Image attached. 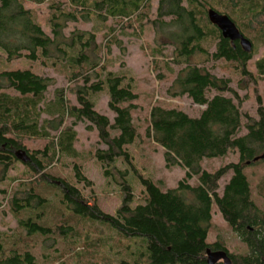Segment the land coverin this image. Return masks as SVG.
Segmentation results:
<instances>
[{
    "label": "trees",
    "instance_id": "1",
    "mask_svg": "<svg viewBox=\"0 0 264 264\" xmlns=\"http://www.w3.org/2000/svg\"><path fill=\"white\" fill-rule=\"evenodd\" d=\"M151 2L0 0V182L14 163L21 162L14 155L16 150L23 149L29 156L28 162H21L27 171L18 177L22 179L19 187L10 196L0 189V195L5 194V204L25 231L22 242L38 235L43 238V249L53 251L52 255L42 253L45 264H100L103 244L80 233L85 223L103 225L137 244L133 255L117 264H209L207 250L225 251L231 264H264V209L252 199L245 173L247 167L264 164V158L254 161L264 153V94L255 97L256 117L250 116L242 111V100L229 86V78L217 77L201 65L222 61L245 89L264 81V54L252 59L259 47L264 49V0H158L156 19L148 23ZM35 6H43L42 17ZM209 10L234 22L249 40V52L237 40L221 36L209 20ZM91 17L105 29L100 42L90 30L74 28L66 33L68 24H86ZM108 19L117 27L107 24ZM144 23L160 35V42L155 39L158 44L150 51L155 56L153 66L159 69L162 63L171 76L169 96L186 95L204 106L195 117L160 103L149 107L145 137L163 149L166 166L184 169L176 187L167 190L137 174L132 166L127 148L139 137L133 117L139 97L136 79L122 67L111 69L108 58L111 46L121 45L117 30L136 27L141 32ZM162 46L171 47L169 59ZM45 67L64 75L67 82V87L55 90L53 102L46 104L44 93L53 79L40 74ZM210 90L216 93L210 96ZM70 93L74 104L67 97ZM101 93L107 97L112 120L95 109L94 98ZM44 112L52 119L40 123ZM68 118L73 121L65 127ZM83 120L91 124L87 128L93 125L105 145L93 151L105 177L112 176L110 169L116 170L119 159L133 168L142 187L139 203L131 204L133 193L125 170H117L121 202L114 214L102 211L93 195L83 193V187L92 189V182L79 160L72 159L70 178L50 173L49 168L61 162L63 155L75 157L72 127ZM46 124L58 132L49 136ZM35 139L43 142V148L28 149L24 141ZM231 151L237 160L214 171L200 165L203 159L224 157ZM228 173L219 194L218 181ZM193 177L197 182L191 185L188 180ZM256 186L264 196V174ZM49 195L58 197L57 204H52ZM213 206L245 245L243 254L229 253L219 241L207 242ZM9 238L0 230V264H37L31 249L13 241L8 245ZM57 239L63 244L60 251L53 248Z\"/></svg>",
    "mask_w": 264,
    "mask_h": 264
},
{
    "label": "rangeland",
    "instance_id": "2",
    "mask_svg": "<svg viewBox=\"0 0 264 264\" xmlns=\"http://www.w3.org/2000/svg\"><path fill=\"white\" fill-rule=\"evenodd\" d=\"M157 2L158 0H152V7L146 15L147 21L145 22L149 23L156 19L155 13ZM35 9L39 16L42 17L44 15L43 6H35ZM168 20L169 18H164V21ZM106 23L111 27H117L114 20L108 19ZM74 28L93 31L96 33V40L98 42L101 40V35L105 33V29L93 17H91L86 24H81L80 22L76 24H68L66 33L68 30ZM45 30L48 31L46 28ZM117 32H119L118 39L120 40L121 45H112L110 48L108 58L112 65L111 69L116 70L120 67L126 69L135 77L137 91L139 93L137 100L138 108L133 112L134 121L139 130V137L127 148L130 155V161L132 166L136 169L137 174H142L150 178L161 190L174 188L178 181L184 177V169L179 166H166L163 157V149L145 137L144 130L147 124L149 107L154 103H160L176 107L187 115L195 117L199 115L204 106L193 103L186 95L172 98L167 93V88L170 86L171 76H169L168 71L162 63H159V69H156L153 66V59L155 56L152 55L150 50L158 44L155 41L157 40L160 42L159 39L161 38H159L160 35L156 34L152 27L144 23L141 32H139L136 27L133 28V30H117ZM212 49L213 48H211L210 51H212ZM170 52L171 47H163V53L168 59L170 58ZM261 54H264V49L259 47L253 54L252 59L255 60ZM158 61L160 62L161 60ZM201 65L217 77L229 78V86L237 92L242 100V111L250 116L256 117L257 103L255 97L264 94V81H258L256 84L249 85V87L245 89L244 87L246 86H241L242 83H240L238 76L231 75L229 71L223 68L224 63L222 61L216 63L209 61L202 63ZM178 68L179 67L174 65L173 71H177ZM249 69L253 71L251 66ZM38 71H40V69H38ZM40 74L43 77H50L53 79V83L47 87V90L44 93V104L52 103L55 90L67 87L66 78L64 75L57 73V71L49 67L42 69ZM214 93H216L214 90L209 91L210 96ZM223 94L229 96L226 92ZM67 97L71 103H75L74 95L70 93ZM94 102L95 109L112 120L113 113L107 107L106 95L101 93L100 95L95 96ZM51 119L52 116L49 113L44 112L40 115V123H42L43 120L50 121ZM72 121V118L66 119L64 126L70 127ZM45 126L46 132L49 133V136H54L58 132L55 127L49 126V124H46ZM88 126H91V124L85 120L75 123L72 127L76 132V140L74 144L76 151L75 159L63 155V159L60 158L61 162H57L49 168L50 173L55 176L70 178L72 176V159L76 161L79 160L80 162L78 163L83 167V173H85L87 178L92 182V189L90 190L89 187H83V193L93 195L102 211L114 214L121 202V191L118 184L121 181V177L117 173V170H125L127 175L125 176V179L130 184L133 193L131 204L135 205L139 203L141 201L142 187L138 180V176L133 172L132 167L126 165L121 159H119L115 163L116 170L110 169L112 176L105 177L103 175L102 167L95 159L93 151L95 149H104L105 145L99 142L93 125L91 128H87ZM24 144L31 150L35 148H43V142L39 139L27 140L24 141ZM236 160V152L231 151L224 157L203 159L200 162V165L207 171H214L221 165ZM26 171L27 169L21 162L14 163L12 168L7 171L5 180L0 182V189L5 190L10 196L12 192L19 187L18 184L20 178L18 177L22 176ZM245 173L250 183L252 199L260 209H264V196L257 192L256 186L259 184L261 176L264 174V164L261 163L253 167H247ZM229 177L230 173L219 179V194H221L223 186ZM196 182V177L188 180V183L191 185L196 184ZM56 193L57 192H55V195L57 196ZM4 196L5 194L0 195V230L3 234L10 236L8 239V241H10L8 242V245H10L12 241L18 247L25 244V246L31 249L36 255L37 264H45V258L42 256V253L52 255L53 251L43 249L41 246L43 238L38 235L28 237L27 240L25 239L26 242H22L25 231L18 227L16 222L18 217L9 210L3 199ZM49 198L52 204H57L58 197L49 195ZM80 233L83 236L85 235L84 237L91 242L100 239L103 244L102 253L98 257L100 264H104V261L106 260L109 264H117V260L122 258L129 259V257L133 255L132 253L137 249V244H135V242H128L126 239H122L103 225L85 223L84 228ZM82 235L81 237L84 238ZM214 241L221 242L227 251L232 254H243L246 250L245 245L239 240L236 234L232 232L215 206L211 208V221L207 234V242L211 243ZM126 245L128 246L127 248H125ZM53 248H59L60 251L63 249V244L57 239ZM73 264L75 263L73 262Z\"/></svg>",
    "mask_w": 264,
    "mask_h": 264
},
{
    "label": "water",
    "instance_id": "3",
    "mask_svg": "<svg viewBox=\"0 0 264 264\" xmlns=\"http://www.w3.org/2000/svg\"><path fill=\"white\" fill-rule=\"evenodd\" d=\"M208 17L212 23L217 25L223 38H227L231 41L237 40L245 52L250 51L251 44L249 40L240 34L234 22L228 16H226L225 14L216 13L213 10H209ZM14 155L16 159L21 161L22 163H26L29 161V156L23 149L16 150L14 152ZM262 158H264V153L258 157H255L254 161ZM206 255L207 262L209 264L216 263L218 260H221L223 264H231V261L225 251L212 252L210 250H207Z\"/></svg>",
    "mask_w": 264,
    "mask_h": 264
}]
</instances>
